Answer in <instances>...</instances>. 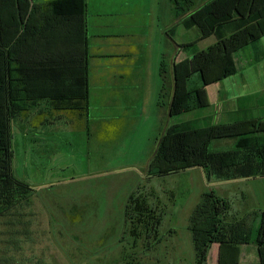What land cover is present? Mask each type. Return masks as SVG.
Wrapping results in <instances>:
<instances>
[{
    "label": "rangeland",
    "instance_id": "1",
    "mask_svg": "<svg viewBox=\"0 0 264 264\" xmlns=\"http://www.w3.org/2000/svg\"><path fill=\"white\" fill-rule=\"evenodd\" d=\"M167 34L169 41L159 39L162 55L171 52L167 44L174 36ZM161 60L160 56L156 66H148L145 109L135 120L125 118L128 114L118 112L107 97L97 98L90 92L84 112L71 117V122L66 119L50 125L46 111L36 115L39 112L34 114V109L13 121L12 173L32 193L28 205L0 218V264H215L219 251L225 252L223 245L212 244L205 256L200 255L214 197L224 200L230 211L248 214L255 239L256 216L264 213V177L220 181L215 176L206 178L201 168L148 176L158 141L178 124L168 115L163 119L162 111L155 109L162 83L158 76ZM165 71L170 76L172 67L168 65ZM258 98L264 106V95ZM218 117L212 107H206L184 113L178 121H199L197 127L221 125ZM121 119L122 123L114 121ZM84 120L87 128L82 126ZM34 122L42 123L34 129ZM232 147L233 140L221 139L214 140L209 149ZM131 196L146 198L155 215L154 229L140 238L131 237L125 221ZM158 215L160 222L155 224ZM249 257L243 254L241 264Z\"/></svg>",
    "mask_w": 264,
    "mask_h": 264
},
{
    "label": "trees",
    "instance_id": "2",
    "mask_svg": "<svg viewBox=\"0 0 264 264\" xmlns=\"http://www.w3.org/2000/svg\"><path fill=\"white\" fill-rule=\"evenodd\" d=\"M185 5L186 13L193 2L185 0ZM182 11L178 10V14ZM232 18L233 33L218 37L214 44L198 52L193 71L188 60L173 64L168 104L164 101L167 81L161 62L162 88L157 102L167 106L170 117L203 108L205 87L236 72L232 54L264 36V0H207L189 15L186 24L196 26L202 39L214 35ZM86 56L83 0H54L44 5H34L31 0H0V218L20 205H28L32 193L12 173L13 121L38 109L41 102L52 110H71L78 102L84 112L88 94ZM193 74L199 76L201 88L188 91L186 81ZM248 115L221 125L197 127L199 121H192L169 127L158 141L148 176L201 168L206 178L215 176L220 181L264 177V122ZM221 139L233 140V147L223 151L209 149L214 140ZM213 200L200 255L205 256L212 244L223 245L220 264H230L235 245L248 243L251 230L244 219L226 222L228 204L216 197ZM130 201L131 205L128 203L125 208V221L130 224L131 237L140 238L154 229L151 225L155 215L146 198L131 196ZM159 220L158 215L155 224ZM254 243L259 264H264V213L259 217Z\"/></svg>",
    "mask_w": 264,
    "mask_h": 264
},
{
    "label": "crops",
    "instance_id": "3",
    "mask_svg": "<svg viewBox=\"0 0 264 264\" xmlns=\"http://www.w3.org/2000/svg\"><path fill=\"white\" fill-rule=\"evenodd\" d=\"M50 1L54 0H31L34 5H44ZM83 1L85 3L86 25L87 98L90 96V92L97 98L107 97L108 103L118 109V112L128 114L124 117H132L133 120L137 118V114H141L145 109L143 103L146 96L147 71L150 64L156 66L161 56L163 61L160 62H163L166 70L168 65L172 67L173 64L188 60L189 67L193 71L194 56L214 44L218 37L230 36L235 29L233 26L235 18H232L230 22H225L223 26L218 27L215 34L208 36V41L205 42L206 40L201 38L200 31L196 26L186 24L189 15L201 8L207 0H189L193 2V7L186 13L184 12L185 0H181V2L180 0ZM181 9L183 11L178 14V10ZM166 15L170 19H167ZM163 18H166V21ZM167 32L175 39L173 37V40L171 39L170 43L167 44L171 50L170 55H162L159 39L163 37L166 40ZM167 41L169 40L167 39ZM232 59L236 72L205 87L206 105L203 108L212 107L219 115V123L221 124L237 121L238 118L242 119L246 113L249 114L248 116H254L253 114L256 113L258 114L257 118L264 122V115H259L264 112L262 109L264 106L260 104L258 98L260 94L264 95V73L262 72L264 36L236 50L232 54ZM159 68L158 66V72ZM172 77L171 71L170 76L166 72L167 94L164 101L167 104L171 97ZM159 81L161 83L160 76ZM186 82L188 91L201 88L198 75L193 74ZM161 88L162 83L160 90ZM73 105L71 110H52L47 103L41 102L38 109L35 108L33 112L35 114L38 111L39 114L36 115H40L45 110L50 125L66 119L71 122V117L83 113L80 111L81 104L74 102ZM155 107L157 113L162 111L161 117L163 119H165L164 115H168L177 123H182L178 121L182 114L177 117H170L167 106L158 105L157 100ZM25 114L22 115L23 118ZM123 119L114 121L122 123ZM84 121L85 124L82 126L87 128L86 123L88 122ZM24 122L28 123V120ZM35 122L37 121L35 120ZM35 122L32 128L37 129L42 122L38 126ZM43 122L45 121L43 120ZM230 214L229 221H235L238 219L237 217L244 219L248 229L251 230L252 224L247 219L250 218L247 213L230 211ZM232 215L237 217L234 218ZM258 218L257 215L256 220ZM251 244L255 245L253 235L250 236L246 245L235 247L230 264H241L242 261H245V259L241 261L243 254L250 256L248 262H244L245 264H259L257 248L254 250ZM220 254L219 251L215 264H220Z\"/></svg>",
    "mask_w": 264,
    "mask_h": 264
}]
</instances>
